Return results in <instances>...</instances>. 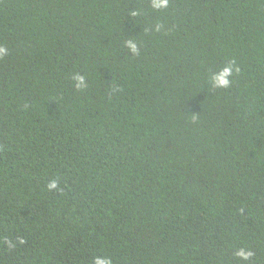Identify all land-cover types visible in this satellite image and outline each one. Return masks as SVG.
I'll return each instance as SVG.
<instances>
[{
	"label": "trees",
	"instance_id": "1",
	"mask_svg": "<svg viewBox=\"0 0 264 264\" xmlns=\"http://www.w3.org/2000/svg\"><path fill=\"white\" fill-rule=\"evenodd\" d=\"M0 48V264H264V0H0Z\"/></svg>",
	"mask_w": 264,
	"mask_h": 264
},
{
	"label": "clouds",
	"instance_id": "2",
	"mask_svg": "<svg viewBox=\"0 0 264 264\" xmlns=\"http://www.w3.org/2000/svg\"><path fill=\"white\" fill-rule=\"evenodd\" d=\"M167 4V0H153V6L156 8H162L165 7ZM133 50H135V46L133 45ZM5 49L0 48V54L4 53ZM230 70L229 69H225L223 74L221 76H219L217 78V85L218 86H224L226 87L229 83V81L227 79H225L224 77L227 76L229 74ZM75 79L78 81L77 87L82 86L83 85V77L80 76H76ZM57 187V183L56 181H52L49 185L48 188L49 189H55ZM237 256L241 257L244 260H247L252 253L251 252H245L243 249L239 250L236 253ZM94 264H112V261L109 257H96L94 259Z\"/></svg>",
	"mask_w": 264,
	"mask_h": 264
}]
</instances>
